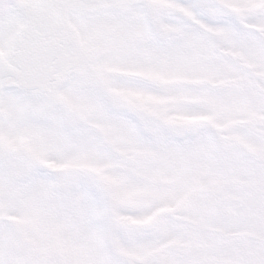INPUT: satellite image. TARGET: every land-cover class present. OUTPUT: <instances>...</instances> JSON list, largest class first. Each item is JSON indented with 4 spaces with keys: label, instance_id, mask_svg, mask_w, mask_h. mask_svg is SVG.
I'll return each mask as SVG.
<instances>
[{
    "label": "snow or ice",
    "instance_id": "6c2138e0",
    "mask_svg": "<svg viewBox=\"0 0 264 264\" xmlns=\"http://www.w3.org/2000/svg\"><path fill=\"white\" fill-rule=\"evenodd\" d=\"M0 264H264V0H0Z\"/></svg>",
    "mask_w": 264,
    "mask_h": 264
}]
</instances>
